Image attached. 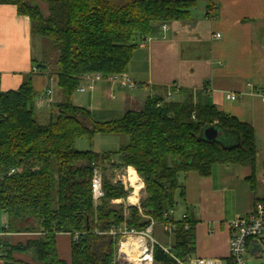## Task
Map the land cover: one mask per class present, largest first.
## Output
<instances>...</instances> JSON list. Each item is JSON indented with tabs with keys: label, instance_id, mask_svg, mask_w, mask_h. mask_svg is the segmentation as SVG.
<instances>
[{
	"label": "trees",
	"instance_id": "16d2710c",
	"mask_svg": "<svg viewBox=\"0 0 264 264\" xmlns=\"http://www.w3.org/2000/svg\"><path fill=\"white\" fill-rule=\"evenodd\" d=\"M12 2L27 15L32 36L46 43L54 55L61 100L47 123L35 116L37 96L32 76L24 75L16 90L0 92V212L6 233H39L24 243L0 239L3 264H21L12 252H31L41 264H114L124 227L137 233L151 222L172 225L169 245L153 244V264H179L195 249L197 218L186 210L175 219V194L185 200L179 174L190 171L209 176L216 164H238L250 169L245 177L255 188V135L248 122L199 104L188 89H172L178 98L149 95L138 110L121 117L95 121L90 111L72 102V94L88 73L107 76L125 72L132 52L161 25L185 20L195 0H0ZM41 3H44L45 10ZM206 15H209V13ZM210 16V15H209ZM48 57L43 51V56ZM39 71L48 65L32 60ZM214 126L235 132L238 144L225 146L205 140L202 129ZM120 134L125 143L114 151H81L74 147L82 134ZM101 167L104 195L94 203L91 176ZM132 169L141 178L146 196L138 205L123 202L132 190L117 180L116 171ZM100 170V168H99ZM133 171L129 174L140 179ZM264 204V198H255ZM69 233L70 262L60 259L56 234ZM162 247H168V252ZM230 261V259L228 258Z\"/></svg>",
	"mask_w": 264,
	"mask_h": 264
},
{
	"label": "crops",
	"instance_id": "0c3cea01",
	"mask_svg": "<svg viewBox=\"0 0 264 264\" xmlns=\"http://www.w3.org/2000/svg\"><path fill=\"white\" fill-rule=\"evenodd\" d=\"M195 2L188 18L166 22L158 34L146 37L133 50L125 72L140 83L138 88L128 90L95 81L90 89L121 106L119 110H107L100 121L140 109L149 95L162 94L168 100L178 98L172 89L184 88L193 92L197 103L212 104L251 124L256 145L253 191L245 180L250 169L243 165L216 164L209 176L194 171L182 174L185 200L181 215L191 210L198 220L194 228L195 249L188 258H209L216 264L224 261L231 264L228 222L250 212L255 198H264V0ZM215 33L220 37H214ZM32 42L29 17L18 14L14 3L0 1V92L16 90L27 74L32 76L37 96L51 88L52 103L35 106L37 120L47 123L56 115L54 106L61 100V93L56 75L48 67L32 71L35 59ZM84 83L81 80L80 84ZM227 93L235 94L236 98H226ZM223 135L225 143L220 139L219 142L225 146L240 141L235 132L226 131ZM5 225L6 215L0 212V239L12 245L40 236L39 233H6ZM70 242L69 233L56 234L58 256L67 263ZM11 256L21 264H41L31 252L14 251ZM0 264H3L1 258Z\"/></svg>",
	"mask_w": 264,
	"mask_h": 264
},
{
	"label": "built area",
	"instance_id": "2783aa9c",
	"mask_svg": "<svg viewBox=\"0 0 264 264\" xmlns=\"http://www.w3.org/2000/svg\"><path fill=\"white\" fill-rule=\"evenodd\" d=\"M209 12V10H208ZM208 14V13H207ZM162 28H165L166 25L163 23L161 25ZM216 38L220 37L219 33H215L213 35ZM33 72H38L36 67H32ZM84 84H79L77 89L79 91L86 90L87 88H92V83L95 81H105L109 84H115L122 88H126L128 90L136 89L140 86V83L132 80L126 72L113 73L107 76H102L99 73H88L84 74L81 77ZM226 98L234 99L236 95L233 93H227ZM262 100L264 101V89ZM52 103V89L46 88L42 94L36 96L34 99V104L36 107H42L44 105H50ZM91 193L94 203L98 202V200L104 195L102 189V175L98 167H94L92 170L91 176ZM184 213L181 217H184ZM153 222L144 230L139 233L130 230L127 231L124 227L112 228L110 229V233H121L123 238L119 241V246L114 257V264H132V262L127 258L124 259L120 254V244L123 240H125L130 236H138L139 234H151ZM228 227L230 230L229 237V259L231 264H246L244 260V254L246 251H251L254 245L259 244L261 237L260 234L264 227V204L261 201H255L253 203L252 209L250 212L244 215L237 216L228 222ZM173 229L172 225H168V230L171 232ZM151 243L148 244L145 239L146 248L144 254L140 256V258H144L141 260L139 264H153V256H152V248L153 244L157 243L153 237H150ZM164 251L168 252V247H162ZM254 253V252H252ZM179 264H216V262L209 258H186V259H176Z\"/></svg>",
	"mask_w": 264,
	"mask_h": 264
},
{
	"label": "rangeland",
	"instance_id": "374dc122",
	"mask_svg": "<svg viewBox=\"0 0 264 264\" xmlns=\"http://www.w3.org/2000/svg\"><path fill=\"white\" fill-rule=\"evenodd\" d=\"M41 5L45 10L44 3H41ZM43 51L48 56L49 47L46 46V43H44L42 46V41H41V38L39 36H37V35L33 36L32 53L34 55V58L36 59V61L38 63L41 60H43L48 65V69L53 71L54 74L56 75V72L54 70L55 69V67H54V59H55L54 55L49 54V56L45 58V55L43 56ZM41 57H42V59H41ZM88 90H91V89H87L85 92H78L77 90H75L73 92V95H72V101H73V104H75V105L78 104V105H82L81 107L89 108L91 110V111L89 110L91 117L95 121L102 120L103 115L106 113L107 110L110 111L112 109H114V110L120 109L121 106H117V105L113 104V101L111 99H109L108 97H106L105 95L100 97L99 95H97L96 92H93V90H91V91H88ZM92 109H94L95 111H92ZM34 111L36 112L35 109H34ZM96 119H98V120H96ZM226 131L227 130H225V129H220L221 134L219 135V139L222 141V143H225L223 133ZM126 139H127V137L125 135H120V134H107V133H99V132L93 134L92 136H89L88 134H82L81 136H79L75 139L74 147H75V149L81 150V151L93 150L95 152L102 153V152L114 151V150L118 149V147L120 145L125 143ZM99 168H100V172L102 174L101 167L99 166ZM126 170L127 169L125 168L123 170L116 171L114 177L112 178V181L116 182L117 180H120L124 184L125 187L130 186L132 188V185L129 183V181L126 178L127 177V171ZM135 174H136V172H135ZM140 180H141V178H140ZM178 181L180 183H182V174L181 173L178 176ZM132 191H133V188L129 192V194ZM129 194H128V196H129ZM128 196L126 197L125 200L118 199V200H115L113 202H119V203L123 202L126 205L132 204L128 201ZM145 196H146V194L143 190V183L141 180V189H139V191L137 192L138 201L136 202V204L135 203L134 204L138 205L139 201L141 199H143ZM175 200H176L177 205L173 211V217L175 219H179L181 217V213H182V209H183V203L179 199L178 191H176ZM138 236H143L146 239V242L148 244L151 243L150 237H152V236L157 241H159L163 244H166V245L170 244L171 238H172L170 231L168 230V226H162L158 223L154 224L152 236L150 233L148 235L147 234H145V235L139 234ZM260 237H261V240H260L259 247H258L257 251L254 253H252L249 250L245 252L244 260H245L246 264H264V227H263V230L260 234ZM223 264H229V263H227V261H224Z\"/></svg>",
	"mask_w": 264,
	"mask_h": 264
},
{
	"label": "bare ground",
	"instance_id": "6f19581e",
	"mask_svg": "<svg viewBox=\"0 0 264 264\" xmlns=\"http://www.w3.org/2000/svg\"><path fill=\"white\" fill-rule=\"evenodd\" d=\"M126 178L133 188L128 196V201L136 204L138 201L137 192L141 189V180L129 174V171H127ZM145 248L146 244L143 236H130L121 242L119 251L124 259L128 258L132 264H139L144 259L140 256L144 254Z\"/></svg>",
	"mask_w": 264,
	"mask_h": 264
},
{
	"label": "water",
	"instance_id": "95a60500",
	"mask_svg": "<svg viewBox=\"0 0 264 264\" xmlns=\"http://www.w3.org/2000/svg\"><path fill=\"white\" fill-rule=\"evenodd\" d=\"M220 129L214 126H206L202 129L201 136L205 140L209 141H219ZM259 247V244H256L252 248V252H255Z\"/></svg>",
	"mask_w": 264,
	"mask_h": 264
}]
</instances>
